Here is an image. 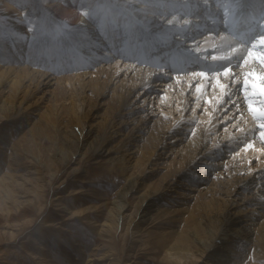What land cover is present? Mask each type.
<instances>
[{
  "label": "rangeland",
  "instance_id": "rangeland-1",
  "mask_svg": "<svg viewBox=\"0 0 264 264\" xmlns=\"http://www.w3.org/2000/svg\"><path fill=\"white\" fill-rule=\"evenodd\" d=\"M52 1L55 0H12L10 5H4L3 0H0V57H4V49L1 47V40L4 37L6 39L9 34L12 35L11 39H13L14 37L21 38L24 41L26 40V42L28 43H32L34 45V48L36 49L44 48L47 45H50L53 48L54 42L59 43V47L61 44L62 50L65 49V45L67 44L66 36L72 30L80 28L81 26L84 27L85 24L82 25L81 23L82 21L86 20V17H84L83 20H70L68 17H62L59 13L56 12V8L50 5ZM119 1L120 0H114L113 4H110V6L112 8L118 6ZM226 1L227 0H215L214 5L209 3L208 5L203 4V7L206 6L207 8L200 7L198 8L199 12H196L194 10L193 12L187 11L189 13L183 15V17L186 19H188L187 17L190 14H194L193 17L197 16L198 20L197 22H195L198 24V27H194V30L198 31L196 32V36L203 35L210 29L203 28L205 27V25H210L213 22V19H211L210 16H207V12L212 11L213 8L220 6L223 2ZM243 1L244 0L235 1L234 7H239L243 3ZM147 2L150 1L133 0V2L131 3L140 5L146 4ZM102 3L108 2H104V0H102L101 4H99L102 5ZM100 5L96 6L97 10L99 11L98 16H100V13H104L103 16L107 17V19L105 18L106 24L113 17L118 16V28L120 32H123V23L122 21H120L121 18L119 16V13L115 12V14L117 15L111 14V8L108 4H103L102 6ZM99 18L100 17H98L97 20L88 18L87 21L90 22L91 20L94 23L97 22ZM141 18L142 16L140 15L139 19ZM223 19L224 18H220L219 21H224ZM208 20H211V22L208 23ZM239 21H243V16L239 18ZM76 23L78 24L76 25ZM100 23L101 21L98 23L97 27L100 26ZM220 25H222L221 22ZM107 26L109 27L110 23H108ZM154 26L155 24L152 25V27ZM159 26L160 24L158 23L156 25V28H158ZM249 26L250 25H248L242 32H239L240 27H238L237 29L233 28L232 30L224 31L223 33V35L227 34L228 37L229 35L233 36V39L231 37L229 38L231 40L235 39V43L242 42L240 44H246L248 46H246L247 51L242 53V55L240 54L241 56L239 54H236L238 56L237 58H235L238 59V61L235 60L237 68L241 69L240 71L242 72V74L240 73L239 76L240 90H238V92L235 93V95L231 98V100L233 101L238 94L239 96H237V98L239 99V101H241L243 99V97L241 98V96L244 95L247 99L248 105V109L246 111L240 110L241 108L244 109V104L246 102H243V104L241 103L239 105V111H241V114L239 112L237 113V111L235 110H232L233 106L227 107L225 105L224 108L222 105L224 104L223 100L225 101L227 99H230V97H228L229 95L225 93L226 86L228 85L232 89L234 85H232L233 77H229L226 80L227 83H225L224 77H222L224 76L222 71L229 65L227 64L223 66L224 63H221L220 60L225 55L229 54H227L228 51L232 52L231 50H228L225 53L222 52V54L224 53V56L221 55V58L218 55L221 51L217 50L216 53L215 51L217 48L215 47V49H213L212 51L210 50L205 52L206 58H204V55L200 56V58H203V60L197 58L198 55H192L191 57L190 54H188V56L192 60L191 62H197L195 65L192 66L190 64L186 66L187 69L179 68L177 70H173L171 68V66L173 65L164 67L163 69H168L171 71V73L173 74V78L174 75L176 76L177 74H180V77H176L177 80L170 77V79H168L166 82L155 80L153 81L155 85H153L152 90L149 91V93L151 94V97H149L151 103H154L155 107L157 106L156 104L160 105V109L156 108V110L164 112V115H162L163 117L161 116L159 120H156L157 122L155 121L157 123L154 124L156 130L162 129L165 125L170 123L171 120L178 119L183 114L187 115L192 107L191 102L193 101V98H189L192 95L193 97L195 96L200 100L199 106L195 110V114L197 116H199L200 114L203 115V111H207L209 109V114H211V116H216L217 119L215 122H217L216 128L219 137H221L223 135V132H226L227 130L230 131L232 135H235L237 137L233 145V152L236 154V151L239 150L241 151V154L237 156L232 155L233 158L231 160V155L227 156V166L230 167V169H228L229 167H227V169L229 171L221 173L222 177L217 176L214 178L216 180H214L212 185L214 186V184L216 183L215 187L212 186L213 188L211 187V191L209 190L207 193H204L205 197L200 193L199 194L202 197L198 196L199 194L196 192V196L189 200L190 203L187 202V206L189 208L192 207L194 209V207H197L199 209L212 208L215 211L223 210L225 202L228 201L227 199H229L230 196L228 195V193H232L234 184L238 182L239 179L244 177L249 169L250 171H252L253 168L259 167V165L261 166V164L264 162V160L261 161L262 158L264 159V155H261V153L264 154V151L259 153L260 156L252 157V153H257L258 150L260 151V149H264V142L260 137V131L264 132V128L260 127V125H264V116H258L260 114L259 113L257 116L259 117V120L261 119L260 122H258L260 124H258L257 121H254V123L250 125L252 128L249 125H246L247 123H245V120H248L250 118L247 114L248 111H251L249 105L251 104L255 107H261L264 104V96L262 95L264 94V92H262V94L261 92H258L261 90L264 91V89H262L264 88V77L262 78L261 76L263 75L262 73H264V50L257 47L259 44L260 36H264V16L261 17L258 24L254 25L251 28ZM213 32L214 33L210 32V34H213V36L218 35L219 37V30ZM123 34L121 36H118V38L121 37L122 40L120 39V43L115 46V48H117L118 52L120 53V56H122L123 58L127 57L130 59L129 55L131 54V60L136 59L139 61H143L146 55H154L156 52L158 53L162 48H160L159 42H156V46H152L150 48H143L141 46L140 48H136L129 46L125 41L127 34ZM102 39L101 43L104 44L103 47H108L110 49V43L112 42L113 37L109 38L108 35L106 37H103ZM134 39H136V37ZM42 42H45L43 43L45 44V46L40 45L42 44ZM78 46L84 49V45L79 44ZM233 46L235 45L233 44ZM175 49V47H170L168 51L173 52L175 51ZM250 49L254 53L253 56H249ZM214 54H216L215 57ZM233 55L234 54H231V56ZM210 57L213 58L211 59ZM117 58L119 57L115 56L114 58L110 59V61L113 62L109 68V70L111 69L109 74L114 71L113 68ZM82 61V59H78L76 63H81ZM62 63L66 65L70 64V61L59 62L57 64H54V67L59 68ZM79 66L82 67L83 64ZM243 68L245 71L243 70ZM246 69L252 71H248L249 73H253V71H255V73L253 74L254 76L256 75V77H254L256 80L253 78V74L250 73L251 75H249ZM71 71L72 69L70 68L69 70L63 71L62 73L68 75V73H70ZM240 71H238L237 73H239ZM215 72L217 73L214 74ZM94 73L96 72H93V81H87L88 78L86 79L85 77L84 79L75 78L71 80L69 79L70 76H63L66 79L61 81V83L56 86L54 93L45 92V88L39 91L32 90L30 93L28 91V86H26V83L22 81L23 77L16 76L15 79H12L13 81L9 79L10 77L6 78L7 75L5 77V79H8V82L6 81L7 85L4 84L5 88L3 91L5 92L4 94L3 92H0V94H2L0 95V151H2L0 152V264H172V260H168L165 258L162 241H164L165 238H168L170 234V237L174 238H176L177 236L178 238H180L183 234L185 235V219L190 215V213L187 211L188 207L187 210L181 211L182 205H178V203H180L179 199L177 200L178 203L177 201L174 202L172 198H167V195L171 194L169 190L165 191V199H161L162 204L160 205V207H152L148 216H143V225L139 227L138 224L131 222L129 217L131 214H134V212L138 208V205L140 204L139 202H141V189L135 191L127 190L126 194L125 192L128 181L123 175L124 172L121 173L116 168H110L109 159H107L106 157L100 158L99 156L101 153L104 155L107 151L106 149L116 143V140L119 136L111 138L107 145H102L99 143L96 147V149H99L98 153L96 152L92 155L89 154V149H87L83 145H79L78 147H76L77 149H75L74 145L76 144V139L79 135V127L87 124L90 125L91 123V125H94V129L98 128V132L102 131V128H104L106 123L108 125V122L110 121L112 113L109 112H113L112 109L116 107L115 102H113V100H109L112 98H109V96L101 97V94H99V92L102 91L100 86L102 87L105 84L104 80L107 81V79H105L103 75L99 76V74ZM188 73L190 78L193 74L197 75H193L197 80L194 78L195 81L193 80L190 90H184L183 92L182 86L186 83V80L189 79ZM201 73H203V75H206L199 76V74ZM0 75V80L3 82L4 75L2 73H0ZM214 75L217 77L216 79L221 80L217 81L216 79H213ZM183 77L188 79L185 80ZM201 77L204 79L208 77L206 78L208 84L201 83L199 85L198 82L199 79H202ZM246 79L249 81L247 85H245ZM85 80L87 82H85ZM17 81L21 83L17 84ZM91 81L93 82V84L90 83ZM84 82L86 84H83ZM157 82L160 83L158 84ZM171 82L172 85L170 84ZM254 82H257L258 86L260 87L261 85L263 86L260 88L257 86V84H254ZM69 83H75L77 86L75 84H72L74 86L72 87V85H70ZM88 83H90L91 86ZM101 83H103V85H101ZM173 83L175 84L173 85ZM219 84H221V86L216 87ZM80 85H83V87H80ZM18 86L21 90V93L19 89H16L18 88ZM69 86L71 88H69ZM104 86L102 88H104ZM251 86L254 87V91L252 90L253 87ZM255 86H257L261 90L256 89ZM222 87L224 88V91L222 92V95L224 94L223 96L220 93ZM24 88H26L27 90ZM13 89H16L17 95L9 96V100L8 96L6 97L5 95H7V93H9V91ZM94 92L95 94H93ZM134 96L135 92L131 95V97ZM183 97L187 98L189 100V104L191 105L189 107L187 106L188 108L186 107V109L182 113H178V111L181 110L180 105L182 104ZM220 97H223L222 102L217 106V108H215L216 99H219ZM206 98H208L209 100ZM204 99L207 100L208 105L205 103L206 101ZM214 100L215 106H213L214 109H212V105H214L212 103ZM106 101L108 102L107 104ZM17 104H20V108H22V110L30 112V114H27L24 119H22L24 121L23 123L18 120H10L8 118V115L14 113L15 105ZM209 104H211V107H209ZM206 106L207 109L205 110L204 107L206 108ZM216 109L218 110L216 111ZM212 110L215 114L211 112ZM93 113H96L97 116L93 117ZM255 114L256 112L252 114V118L256 117ZM190 115L192 114L190 113ZM238 117L240 119H238ZM7 118L9 120H7ZM29 119L31 120L29 121ZM76 123H78V126H81L78 127ZM150 123H152V121ZM161 126L163 127L161 128ZM239 126L242 127L241 129H243L244 127V130H246H243L242 133V130L239 129ZM246 126L250 127L251 129L256 126L252 131V137L251 135L249 136L250 129L248 128V130ZM4 128L6 129L5 132H3ZM237 129L239 131L241 130L240 133L242 136L248 135L247 137H250L249 139L252 138V142L254 141L253 143L257 144H253L248 138L246 140H241V142L239 138V136L241 135L237 133ZM212 132V130L211 133L209 132V139H211V136L213 134ZM258 138L260 141H258ZM248 140L249 143L253 144H251L253 146V149L255 145L257 151H255V149L253 150L252 146L249 147V145L247 146L249 149L246 148L249 150H246L247 153L246 151L241 150L244 148L242 146L247 145L246 143L248 142ZM142 141L143 140H141L140 143ZM225 141L226 139L224 140V142ZM260 144L262 148L260 147ZM8 146H11V150L7 149ZM250 148L253 151H251ZM14 150L15 155H13ZM217 150H219V148L214 149L215 152ZM6 151L8 152L6 153ZM242 151L244 155L247 156L248 154L251 156V159L248 162L245 159L246 156H243ZM10 154L13 155V161L10 163L11 165H9V161L11 159ZM180 157L181 156H179L178 158ZM236 157L242 158L237 159ZM16 158L17 160H14ZM233 159L235 161L237 160V162H235ZM180 160H178L179 163H176V166H178L179 168L183 167L184 165L183 159L181 161ZM239 160L242 161L240 162ZM258 160L260 161V163H262L259 164ZM231 162L232 164H230ZM12 165H14L15 167H12ZM239 167H241V169ZM13 169L15 172L13 171ZM236 169H239L241 173L242 171L244 172L241 174ZM13 172L14 176H12ZM238 172L240 174H238ZM6 176L11 177L7 178ZM212 177L213 176L211 175V177L207 180V183L211 182ZM218 177L220 178V180ZM16 178L18 180H16ZM213 191L214 193L212 194ZM209 192L210 194H208ZM213 196H215L216 199ZM232 197L234 198V195H232ZM194 198L196 199V202ZM208 199H210V202L212 203H210ZM213 200H215L216 202ZM220 200L222 202H220ZM117 202L127 203L126 205L128 207L122 213V215L124 216L120 215L121 218L119 219H116L117 215L114 212V204H116ZM169 202H171V204H168ZM192 203L194 206L192 205ZM194 203H197L196 206ZM215 203L217 204V206L215 205ZM176 207L179 208L177 209ZM125 212H128V214H126ZM112 214L113 217L109 218V216H112ZM141 214L142 213H137L135 219H137L138 217L141 218ZM260 215L261 214H258L257 216L259 217ZM232 218L233 216H231V219ZM259 219L261 220L262 218L260 217ZM114 223L115 225H113ZM259 224H254V228L257 227V229L255 228L254 232H252V234L248 235L247 237H239L232 240V245H234L233 249L235 250V252L231 253L235 255L234 260L236 264H264V228L263 225H261L262 223L260 225ZM151 225L153 227H151ZM192 226L193 225L189 224V227ZM137 228H140L139 231ZM163 231L166 234H164ZM218 236L223 237V233L218 234ZM193 243L195 242H192L190 244V247L191 249H193V252L196 253L191 256L193 257L195 255L193 258H189L191 262H189V264H210L211 260H208V257L202 255L201 252L197 250L198 246L192 245ZM186 264H188V262Z\"/></svg>",
  "mask_w": 264,
  "mask_h": 264
},
{
  "label": "bare ground",
  "instance_id": "bare-ground-1",
  "mask_svg": "<svg viewBox=\"0 0 264 264\" xmlns=\"http://www.w3.org/2000/svg\"><path fill=\"white\" fill-rule=\"evenodd\" d=\"M11 1L12 0H3V4L10 5ZM101 1L102 0H89L91 4V8L95 13V15L91 19L97 20V18L100 17L99 20L94 23L91 20L90 22L87 21L88 17L85 16L84 13L88 12L89 9L86 7L84 8L80 7L79 0H58V1L55 0L50 3V5L54 6V8H56V12L59 13L60 16L62 17H65V18L68 17L70 20H83L84 17H86V20L82 21L81 23L82 25L85 24L84 27L81 26L80 28L74 29L66 36L67 44L65 45L64 50L61 49L62 45L60 44V47H59V43H56V42L53 43L54 45L53 48L50 45L45 46V44H43L45 42H42V44L40 45H43L45 47L41 49H36L34 48V45L32 43H28L26 42V40L24 41L23 39L16 38V37L11 39V36H12L11 34H9V36L6 37V39L5 37L2 38L1 47L4 49V53H3L4 57L3 58L0 57L1 58L0 59V69H1L0 73H2L4 76H3V82L0 80L1 81L0 82V92H3V94L5 92L3 91L5 88L4 84L8 82V79H5L6 75H7L6 78L10 77L9 79L11 81H13L12 79H15L16 76L23 77L22 81L26 83V86H28V91L30 93L32 90L39 91L44 88H45L44 90L45 92L54 93L56 86H58V84L61 83V81L66 79L63 76H70L69 79L71 80L75 78L84 79L85 77L86 79L88 78L87 81L88 80L90 81L92 80L94 71L96 72L94 74H99V76L103 75V77L107 79V81L104 80L105 86L103 85V83H101V85H103L104 88H102L103 86L102 87L100 86L102 91H100L99 94H101V97L109 96V98H112L109 100H113V102H115L116 107L112 109L113 112H109V113H112L110 121L108 122V125L106 123V125L104 126V128H102V131L100 132L97 131L98 128L94 129L93 128L94 125H91V123L90 125L89 124L82 125V126L79 125L81 127H79L77 125L78 123H76V125L80 128V131L76 139V144L74 146H75V149H77L76 147H78L79 145L80 146L83 145L87 149H89V154L92 155L96 152L98 153L99 149H96V147L98 146L99 143L102 145H107V143L109 142V140H111V138H114L115 136H119L118 139L116 140V143H114L112 146L106 149L107 151L104 155L101 153L99 156L100 158L106 157L107 159H109L110 168H116L121 173L124 172L123 175L125 176V179L128 181V185H127L126 192H125L126 194H127V190L135 191V190L141 189V192H140L141 202H139L140 204L138 205V208L136 209L134 214H131L129 217L131 222H134L135 224H138L139 227H141V225H143V219H144L143 216L144 215L148 216L152 207H156V206L160 207V205L162 204L161 199L164 198L165 191L169 190V192L171 193L170 195H167V198H172L174 202H176L179 199L180 203H178V201L177 203L178 205H182V207L180 206L182 208V209L180 208L181 211L187 210V207H188L187 202H189L190 199L195 197L197 193L198 194L200 193L201 195L203 194V196L205 197L204 193H207L210 189L215 187L216 183L214 184V186L212 185L214 180H216L214 178L217 176L222 177L221 173H224L225 171H229L228 169H230V167L227 166V156L231 155L230 157V160H231L233 158L232 155L237 156L241 154V151L239 150H237L238 152L236 151V154L233 152V145L237 137L235 135H232L230 131L227 130L228 132L227 131L223 132V135L219 137V135L217 134V128H216L217 122H215L217 118L216 116H211V114H209L210 112L208 111L210 109L207 111H203V115L200 114L199 116H197L195 114V110L199 106L200 100L196 98L195 96L193 97L192 95L191 97H189V98H193V101L191 102L192 107L189 110V113L187 115L183 114L180 118L173 119L170 121V123L167 122L168 124L165 126L163 125L164 127L161 126V128L163 127L162 129L156 130L154 124L157 122L156 120H159V118L162 115H164V112L160 110H156V108L160 109V105L156 104L157 106L155 107L154 103H151V100L149 99V97H151V94L149 93V91L152 90V86L155 85L153 81L156 80L160 82H166L168 79H170V77L173 78V74L171 73L170 70L163 69L164 67H168V65H173L171 66L173 70H177L179 68L187 69L186 66L190 64L192 66L195 65L197 62L196 63H193L194 61L191 62L192 60L188 56V54H190L191 57L192 55H195V56L198 55L197 58L203 60V58H200V56L204 55V58H206L205 52L210 51V50L212 51L213 49H215V47L217 48L215 51L216 53H217V50L221 51V52L218 51L219 52L218 55L221 58H222L221 55H223L226 51L231 50L232 52L228 51L227 52V54L229 53L228 55H225V56L223 55L224 57L221 60L219 59L221 63H224L223 66L227 64L229 65L222 71L224 75L222 77H224L225 83H227L226 80L229 77H233L232 85H234L231 89L226 84L227 86L225 88V93L229 95L228 97H230V99H227L225 101L223 100L224 104L222 105L224 108H225V105L227 107L233 106L232 110H235L237 111V113L239 112L241 114V111H239V105L241 103L243 104V102H246L244 104V109L242 108L240 109V110L246 111L248 109V105H247V99L244 95L241 96V98L243 97L241 101H239V99L237 98V96H239L238 94L233 101L231 100V98L235 95V93L238 92V90H240L239 76H240V73L242 74V72L240 71L241 69L237 68V64L235 60L238 61V59H235V58H237L238 56L236 54L242 55V53L247 51L246 48L248 46L246 44L245 45L240 44L242 42L235 43L234 42L235 39L231 40L229 38V37L232 38L233 36L229 35L228 37L227 34L223 35V33L224 31L232 30L233 28L237 29L238 27H240L239 32H242L246 29L248 25H250L249 27L251 28L254 25L258 24L261 17L264 16V0H244L243 3L239 7H236V8L234 7V2L237 0H227L226 2H223L220 6L215 7L213 8L212 11L207 12V16H210V18L213 19V22L212 24L205 25V27H203V28H210V29L206 31L207 33L205 32L203 35H200V36H196V32L198 31L194 30L195 29L194 27H198V24L196 23L198 20L197 16L193 17L194 14H190L187 17L188 19H186L183 17V15L191 11L193 12V10L197 12L198 8L203 7V4L208 5L209 3V4L214 5L215 0H149L150 2H147L146 4H140V5L131 3L133 2V0H120L119 5L113 8L110 6V4L112 5L114 0L112 1L104 0V2H108V3H102V5L108 4L109 7L111 8L110 9V11L112 12L111 14L117 15L115 14V12L119 13V16L121 18L120 21H122L123 23L122 24L123 32H120L118 28L119 27L118 25L119 17L118 16L113 17L111 20H109L108 22L110 23L109 27L107 26L108 23L106 24L105 22V18L107 19V17L103 16L104 13H100V16H98L99 11L97 10L96 6L100 5ZM203 8H207V7L204 6ZM14 13H17V12H14ZM140 15L142 16L141 19H139ZM242 16H243V21L240 22L239 18ZM220 18H224L223 19L224 21H219ZM100 21H101L100 26L97 27ZM209 22H211V20H208V23ZM220 22L222 23V25H220ZM158 23L160 24V26L156 28V25ZM77 24L78 23H76V25ZM154 24L155 26L152 27V25ZM212 30L213 31L219 30L220 32L219 37L218 35L217 36L215 35L213 36V34L211 35L210 32L214 33ZM125 33L127 34L125 41L126 43H128L129 46L136 47V48L138 47L140 48V46L143 48L144 47L150 48L152 46L153 47L156 46V42H159L160 43L159 46L160 48L161 47L162 48L160 49L158 53L156 52L154 55H149V54L146 55L143 61H139L136 59L131 60L132 59L131 54L129 55L130 59L127 57L123 58L122 56H120V53L118 52L117 48H115V46L118 43H120V41L122 40L121 37L118 38V36H121L122 34L126 35ZM108 35H109V38L113 37L112 42L110 43V49L108 47H103L104 44L101 43V39ZM135 37L136 39H134ZM79 44L84 45L83 46L84 49L79 47L78 46ZM233 44L235 46H233ZM170 47H175L176 48L175 51L169 52L168 50ZM257 47L262 48L264 50V45L258 44ZM222 52L224 53L222 54ZM231 54H234V55L231 56ZM215 55L216 54H214V57ZM115 56L119 58H117V60L115 61L114 68H113L114 71L109 74L111 70V69L109 70V68L113 62V61H110V59L114 58ZM210 58L212 59L213 57H210ZM78 59H82L83 61L81 63H76ZM69 61H70V64L64 65V63H62L59 68L54 67V64H57L59 62H69ZM81 64H83L82 67L79 66ZM70 68L72 69V71L68 73V75H65L64 73H62L63 71L69 70ZM226 69H228L227 72L225 71ZM247 69H246L247 72L251 71ZM238 71L240 72L237 73ZM216 73L217 72H215L214 74ZM253 73H255V71H253ZM262 74L263 75L261 76L263 78L264 73ZM177 75L176 76L174 75L175 79L176 77L177 78L180 77L179 76L180 74L178 76ZM193 75L190 78L189 73H188L189 79L183 77L185 80L188 79L186 80L185 84L183 83L184 84L182 86L183 92L184 90L185 91L190 90L193 80L195 76H197V75L195 76ZM200 75L201 74H199V76ZM205 75H201V76H205ZM254 77H256V75L254 76L253 74V78ZM206 78L199 79V82H198L199 85L201 83L208 84ZM216 78L217 77L214 75L213 79H216ZM216 80L220 81L221 79L220 80L216 79ZM249 80H252V79H249ZM87 81L85 80V82ZM92 81L90 83L93 84ZM17 82H18L17 84L21 83V82L19 83V81ZM85 82L83 84H86ZM160 82H157V83L159 84ZM257 82L256 83L254 82V84H257ZM175 83H173V85ZM72 84H75V83H72ZM170 84L172 85V82ZM218 86L220 87L221 84L217 85L216 87ZM257 86H255V88L258 90H261L260 88L263 85H261V87L258 86L260 88H258ZM72 87L74 86L72 85ZM80 87H83V85H80ZM69 88L71 87L69 86ZM16 89H19V86ZM16 89L10 90L9 93H7V95L5 96L6 97L8 96V98L9 96H12V95L16 96L17 95ZM218 89H221V88H218ZM223 89L224 88L222 87V89L220 90L221 95H222V92L224 91ZM253 89L254 87L252 88V90ZM134 92H135V96L131 97V95ZM258 92H261L262 94V92L264 91L261 90ZM20 93H21V90H20ZM93 94H95V92ZM262 95L264 96V94ZM206 99L204 100L206 101L205 103L207 104L208 102ZM222 99L223 97L216 99V106H215V103H214L215 100H214L212 103L214 104L212 105V109H214L213 106L217 108V106L222 102ZM107 103L108 102L106 101V104ZM191 104H189V100L187 98L183 97L182 104L180 105L181 110H179L178 113H182L186 109V107L187 106L189 107ZM210 105L211 104H209V107H211ZM4 106H5V103H4ZM261 107L252 106L253 109L247 112L250 118L248 120L243 119L245 120V123H247L246 125L250 126L251 124L254 123V121H257V123L260 122L261 119L259 120L258 116L260 115L264 116V104ZM204 109L206 110L207 106L206 108L204 107ZM217 110L218 109H216V111ZM23 111L24 110L20 108V104H17L15 105L14 113L8 115V118L10 120H18L23 123L24 121L22 119H24V117L27 114H30V112H26V111L23 112ZM211 112L214 113L213 110ZM254 112H256L255 114L256 117L252 118V114ZM190 113L192 115H190ZM35 115H36V112H35ZM92 116L96 117L97 114L93 113ZM239 117L238 119L241 118ZM8 118L7 120H9ZM242 118H243V115H242ZM30 120L31 119H29V121ZM151 121L152 123H150ZM239 127H238L239 129L242 128L241 126ZM250 127H247V129L248 128L250 129L249 136L253 133L252 131L256 126L253 127V129H251L252 127L251 128ZM211 130L213 131L212 132L213 134L211 136V139H209L208 137L210 136L209 134L211 133ZM241 130L240 131L243 133L244 127ZM5 131L6 129L4 128L3 132ZM237 131H238L237 133L241 135L238 129ZM247 136H242V135L239 136L240 141L246 140L248 138ZM225 139L227 142L226 141L224 142ZM141 140L143 141L140 143ZM249 140L246 143L247 144L246 146L243 144L244 145L242 146L244 147L243 149H241L242 147L239 149L244 150V151L246 150L249 151L248 150L249 148L247 146L251 145L254 142V141L252 142L251 140L252 143H249ZM258 141H260L259 138H258ZM253 144H257V143H253ZM10 147L8 146L7 149H10ZM260 147H261V144H260ZM218 148L219 150L215 152L214 149H218ZM252 149H253V146H252ZM252 149L250 148L251 151H253L254 149L255 151H257V148H255V145H254V149L253 150ZM15 150H14L13 155H15ZM263 151L264 149L262 150L260 149V151L258 150L257 151L258 155L256 152L252 153L253 154L252 157L260 156L259 153ZM7 152L8 151H6V153ZM242 154H243V151H242ZM13 155L10 154L11 159L9 161V165H11L10 163L13 161ZM261 155H264V154L261 153ZM179 156L181 157L178 158ZM243 156H246V155L243 154ZM18 157H19V154H18ZM180 159L181 160L183 159L184 165L183 167L179 168L178 166H176L177 165L176 163L177 162L179 163L178 160ZM245 159L248 162L251 159V156L247 154ZM14 160H17V158ZM262 160L264 159L262 158L261 161ZM235 162H237V160ZM258 162L259 164L262 163V162L260 163L259 160ZM230 164H232V162ZM12 167H15V166L12 165ZM227 167L229 168L227 169ZM239 168L241 169V167ZM236 170L239 171V169H236ZM14 172L12 176H14ZM239 172L238 174L241 173ZM243 172L244 171H242V173ZM211 175L213 176L211 179V182L207 183V180L211 177ZM8 177L10 178L11 176H8ZM16 180L18 179L16 178ZM213 193L214 191L212 192V194ZM200 194L198 196H201ZM208 194H210V192ZM228 195H230L229 199H227L228 201L225 202L224 209L221 211L219 210L215 211L212 208L199 209L197 207H194V209L190 207L192 209L191 210L188 207L187 211L190 213V215L189 217L185 219V223H186L185 224L186 229L184 230L186 231L184 232L185 235L183 234L184 236L182 235V237L180 238H178V236L174 238V237H170L171 236L170 234L169 235L170 238L169 237L165 238V240L162 241L166 259L172 260L171 261L172 264H186L187 262L189 264L190 262L189 258H193L195 255L193 257L191 256L194 253H196V252H193V249H191L190 244L192 242H195L192 245L198 246L197 250L201 252L202 255H205L206 257H208V260H211L210 264H236L234 260L235 255L231 253V252H235V250L233 249L234 245H232V240L239 238V237L245 238L248 235L252 234L255 228L257 229V227L254 228V224L256 225L257 223L258 224L262 223L261 225H263V228H264V162L261 164V166L259 165V167L253 168L252 171H250L249 169V171L246 172L244 177L239 179V181L234 184L232 193L230 192L228 193ZM232 195H234V198L232 197ZM202 200H201V203H202ZM208 200L210 202V199ZM195 202H196V199H195ZM220 202L222 201L220 200ZM197 203H194L195 206ZM126 204L127 203H121V202H117L116 204H114V207H115L114 212L117 215L116 219L121 218L120 215H122V213L128 208ZM168 204H171V202H169ZM215 205L217 206L216 203ZM137 213L139 214L142 213L141 214L142 217L141 218L138 217L139 219L138 218L135 219L137 216ZM113 214L112 216H109V218L113 217ZM126 214H128V212ZM258 214H261V215L258 217L257 216ZM231 216H233L232 219H231ZM260 217L262 218L261 220L259 219ZM189 224L193 226L189 227ZM113 225H115V223ZM151 227L153 226L151 225ZM220 233H223V237L218 236V234Z\"/></svg>",
  "mask_w": 264,
  "mask_h": 264
},
{
  "label": "snow or ice",
  "instance_id": "snow-or-ice-1",
  "mask_svg": "<svg viewBox=\"0 0 264 264\" xmlns=\"http://www.w3.org/2000/svg\"><path fill=\"white\" fill-rule=\"evenodd\" d=\"M79 3H80V7H82V8L86 7V8L89 9V11L88 12H85L84 15L87 16L89 19H91L95 15V13H94V11L91 8V4H90L89 0H79ZM259 44L260 45H264V36H260V38H259ZM253 55H254V53L250 49L249 50V56H253ZM225 71L227 72L228 69H226ZM201 75H203V73H201ZM249 75H251V74H249ZM248 82L249 81L246 79L245 80V85H247ZM249 108H250V110H252V105L251 104L249 105ZM260 127L261 128H264V125H260ZM260 137H261L262 140H264V132H260ZM250 146L251 145H249V147Z\"/></svg>",
  "mask_w": 264,
  "mask_h": 264
}]
</instances>
